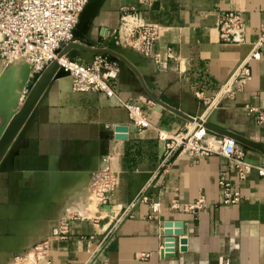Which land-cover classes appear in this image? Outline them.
<instances>
[{"label":"crops","instance_id":"obj_1","mask_svg":"<svg viewBox=\"0 0 264 264\" xmlns=\"http://www.w3.org/2000/svg\"><path fill=\"white\" fill-rule=\"evenodd\" d=\"M89 7L84 38L72 42L88 50L72 48L68 55L90 62L109 40L128 60L119 62L112 83L117 96L77 92L70 76L49 81L29 130L18 138L26 119L0 161V264L45 241L48 256L22 264H264V181L257 170L241 179L217 152L166 160L168 140L159 138L204 128L194 121L204 117L264 145V48L251 62V76L219 95L252 52L264 25V0H89ZM229 11L243 16L241 43L219 36L218 20ZM131 13L161 26L153 51L172 54L169 70L158 71L117 44L120 19ZM20 68L17 75L0 71V127L7 122L0 136L28 95V75ZM123 102L140 105L150 125L117 139L116 126L133 125ZM204 129L206 143L216 148L230 138ZM237 144L246 162L264 167L263 152ZM104 167L117 175L109 209L91 194ZM221 180L241 192L239 204L222 203ZM201 196L204 207L184 209ZM154 201L161 203L157 213ZM167 221L182 222L183 233L174 254L162 258Z\"/></svg>","mask_w":264,"mask_h":264},{"label":"built area","instance_id":"obj_2","mask_svg":"<svg viewBox=\"0 0 264 264\" xmlns=\"http://www.w3.org/2000/svg\"><path fill=\"white\" fill-rule=\"evenodd\" d=\"M88 3L89 0H0V60L4 63L15 59L24 60L35 74L43 72L52 63L57 62L69 73L73 90L104 93L109 97L117 96L112 83L118 75L119 62L111 55L99 53L90 62H86L61 54L62 50L74 41L73 31ZM217 27L222 41L241 43L246 39L245 22L239 12L229 11L222 14ZM161 32L162 28L157 23L144 21L136 13L124 14L117 29V44L135 52L143 60L153 62L158 71H166L171 68L174 57L170 52L162 56L153 51ZM262 48H264V25L256 34L252 52L233 76L222 85L219 95L231 92L251 76V62L260 59ZM123 104L136 128L150 125L140 105L130 102ZM201 119L206 120L204 117ZM260 119L263 117L261 116ZM205 133L204 128L194 127L174 134L170 138L160 134L161 140H168L165 150L166 160L179 155L201 157L217 152L235 166L241 179L255 168L264 181V167H253L246 162L243 159L242 148L234 139L226 138L224 143L216 148L206 143ZM116 185V173L109 167H104L94 175L91 194L97 198L100 206H107ZM219 186L223 192L224 205H236L242 201L241 192L234 190L229 182L221 180ZM160 205L159 201L152 202V212H159ZM205 205V200L201 196L184 209L193 212ZM61 232L62 234L67 232L66 224ZM107 238L106 235L104 245L107 243ZM48 254V242H41L29 253L14 254L11 264H22L24 260L32 257L46 258Z\"/></svg>","mask_w":264,"mask_h":264},{"label":"water","instance_id":"obj_3","mask_svg":"<svg viewBox=\"0 0 264 264\" xmlns=\"http://www.w3.org/2000/svg\"><path fill=\"white\" fill-rule=\"evenodd\" d=\"M91 18V9L89 7V3L84 8L83 12L80 15L79 22L76 26V29L73 31L74 39H83L84 34L87 30L89 21ZM104 36H107V32H104ZM72 48H79L82 50H88L86 46H83L82 44L77 43H71L66 48H64L61 52V54H67ZM95 53H104L111 55L114 60L120 62V61H126L128 62L127 58L121 54L120 52L112 49L109 45V40H106L103 44V48L101 50H94ZM26 74L28 73V76H30V73L27 68L23 70ZM69 73L65 71L62 67L58 65L57 62L52 63L48 68H46L43 72L38 73L33 78V83L28 86V97L25 100V103L23 107L20 109L19 112H17L9 122L7 128L5 129L4 133L0 137V161L5 156L6 152L8 151L10 144L17 134L20 126L25 122L24 128L19 134L18 138H22L27 131L29 130L35 115H36V104L37 101L49 83V81L53 78H60L63 76H68ZM8 121V120H7ZM199 125L203 126L204 128L208 130H212L218 134L228 136L232 139H234L236 142L242 144L244 147L251 146L253 148H256L264 153V145L256 142L249 141L247 139H243L240 136H238L235 133L227 132L221 128H218L217 126L210 123L209 120H203L201 118L194 119ZM7 123V122H6ZM5 123V124H6ZM4 124V125H5ZM3 125V126H4ZM1 126V127H3ZM0 127V129H1ZM136 127L134 125L127 126V125H119L114 128V131L116 133L115 137L117 139H125L127 138V135L129 132H132ZM106 209H109V205L104 206ZM183 223L182 222H174V221H167L164 223V243L160 250L161 257H168L172 256L175 252V245H176V237L182 235ZM181 243H185L184 240L181 241Z\"/></svg>","mask_w":264,"mask_h":264},{"label":"rangeland","instance_id":"obj_4","mask_svg":"<svg viewBox=\"0 0 264 264\" xmlns=\"http://www.w3.org/2000/svg\"><path fill=\"white\" fill-rule=\"evenodd\" d=\"M15 61V62H14ZM14 61H10V62H7V63H4V62H2L1 60H0V71H1V73L4 75V74H6V75H8L9 74V69L11 68H13V66L14 65H17V67H18V65H19V68L20 69H23V70H25V68H27L28 69V71H29V73H30V76H28V81H27V84L24 86V93H25V95L28 93V86H30L32 83H33V78H34V76L36 75L34 72H32L31 71V69L29 68V66H28V64H26V62L23 60H20V61H17V59H15ZM18 68V69H19ZM10 69V70H11ZM21 71V70H20ZM19 73V71H17V74ZM25 73V72H24ZM15 75H16V73H14ZM26 74V73H25ZM25 74H21L23 77H24V75ZM27 75H28V73H27ZM24 80H23V78H21V82L20 83H22ZM27 98V97H26ZM26 100V99H25ZM6 122V120L3 122V123H5ZM2 123V124H3Z\"/></svg>","mask_w":264,"mask_h":264},{"label":"bare ground","instance_id":"obj_5","mask_svg":"<svg viewBox=\"0 0 264 264\" xmlns=\"http://www.w3.org/2000/svg\"><path fill=\"white\" fill-rule=\"evenodd\" d=\"M17 61H20V60H17ZM23 61V60H22ZM15 62V61H14ZM19 65H18V67H17V65H14L13 66V68L11 69V72L14 74V73H16V75H17V71H19ZM14 70V71H13ZM21 72V71H20ZM0 84H2V83H0ZM2 87V86H1ZM1 89V88H0ZM3 89V88H2ZM15 95V94H14ZM15 97H17V96H15ZM27 97H28V95H27ZM27 99V98H26ZM25 103V102H24ZM24 103L22 104V107H23V105H24ZM5 131V130H4ZM4 133V132H3ZM2 133V134H3ZM2 136V135H1ZM0 136V137H1Z\"/></svg>","mask_w":264,"mask_h":264}]
</instances>
